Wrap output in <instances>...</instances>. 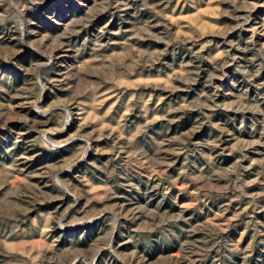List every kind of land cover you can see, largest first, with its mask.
<instances>
[{"label": "rangeland", "instance_id": "374dc122", "mask_svg": "<svg viewBox=\"0 0 264 264\" xmlns=\"http://www.w3.org/2000/svg\"><path fill=\"white\" fill-rule=\"evenodd\" d=\"M0 264H264V0H0Z\"/></svg>", "mask_w": 264, "mask_h": 264}]
</instances>
